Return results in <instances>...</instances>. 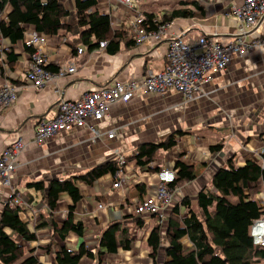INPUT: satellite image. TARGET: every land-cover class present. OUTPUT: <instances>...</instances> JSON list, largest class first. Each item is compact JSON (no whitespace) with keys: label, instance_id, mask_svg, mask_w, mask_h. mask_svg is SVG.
<instances>
[{"label":"crops","instance_id":"crops-1","mask_svg":"<svg viewBox=\"0 0 264 264\" xmlns=\"http://www.w3.org/2000/svg\"><path fill=\"white\" fill-rule=\"evenodd\" d=\"M64 1L68 8L73 7V0ZM142 1L141 11L136 9L143 15L154 14L160 18L158 10L174 7H185L193 12L192 16L177 17L167 24L168 34H178L183 39H195L206 34L223 42L235 39L237 34L238 25L230 9L240 0ZM179 1L184 4H179ZM191 1H196L203 9H195ZM97 8L110 15L115 31L123 33L119 51L109 53L100 47L95 50L79 47L81 52L78 49L73 51L69 39L58 35L48 36L46 65L51 70L73 65L75 71L41 89H34L26 83L30 58L23 44L10 45L8 40H0L3 48L11 47L18 54L13 67L0 74V85L10 81L19 87L15 103L0 114V151L18 136L27 144L19 155L12 178V187L24 203V219H29L31 225V222L39 219L40 214L51 213V217L46 219L49 222L54 219L60 224L71 203L68 195L62 194L61 206L59 201L50 212L41 200L42 193L28 187L29 182L43 180L46 186L51 178L82 174L98 164L116 161L117 155L131 158L140 143L158 142L171 131L183 130L185 134L177 139L172 149L158 150L157 159L151 163L154 166L151 172L137 167L134 170L132 162L122 167L119 176L124 175L128 180L122 188L112 186L113 176L109 173L91 185L79 182L83 198L77 204L75 217L83 222L84 235L78 237L71 233L65 241L55 239L50 251L44 249L49 242L47 235L28 243L27 248H33L45 264H55L52 254L53 246L57 244L77 250L82 241L89 247L88 238L93 241V236L95 244L90 249L95 251L97 239L108 223L134 212L135 204L153 191L156 180L154 168L167 166L172 169L179 154L194 170L192 179L177 187L174 202L184 197L193 201L201 189L211 188L213 173L221 166H226L231 158H234L236 165H242L248 159L262 160L264 46L248 50L241 56L233 55L227 67L203 85L205 94L193 100L184 102L182 95L174 90L163 94H147L139 87L128 102L111 105L102 120L97 122L96 128L101 132V137H96L86 127L72 128L59 132L41 144L35 143L32 138L35 123L41 117L53 116L60 98L77 99L85 90L105 86L114 80L140 83L146 69L159 71L165 65L169 36L156 43L139 44L134 41L131 28H128L129 16L120 1L98 0ZM263 31L264 19L260 28L249 34L247 40L257 39ZM130 40L133 44L126 45ZM185 123L187 128L184 127ZM111 130L115 134L108 138L106 134ZM217 143L222 145L221 148L211 152L209 146ZM141 182L145 185V192L138 190ZM3 192L6 197L9 189L4 188ZM99 196L103 197L105 203L96 201ZM260 197H264V193ZM57 215L61 218L58 219ZM150 221L151 217L144 218L143 227ZM134 231L138 232L139 227L135 226ZM134 237V245L130 250L119 249L116 253L104 255L103 259L108 257L107 261L111 264H150L145 241L139 237L137 239L136 235ZM165 246L163 240L159 262L164 259Z\"/></svg>","mask_w":264,"mask_h":264},{"label":"trees","instance_id":"trees-1","mask_svg":"<svg viewBox=\"0 0 264 264\" xmlns=\"http://www.w3.org/2000/svg\"><path fill=\"white\" fill-rule=\"evenodd\" d=\"M73 1V7L68 8L64 0H0V40H8L10 45L21 42L29 58L33 46L26 41V34L30 30L46 36L65 37L71 41L73 51L79 47L95 50L101 41H105L107 52H118L123 33L112 28L108 13L98 10V0ZM190 4L195 9H203L196 1ZM192 15L193 12L185 7L162 12L160 18L145 14L158 24H169L177 17ZM130 41L126 45H132ZM17 60L18 54L11 47L3 48L0 42V74L3 75L5 69H11ZM44 68L51 72L59 70H51L46 64ZM183 134L185 131L175 130L158 142L140 143L131 158L125 157L124 166L132 162L134 170L137 167L151 172L154 167L151 163L157 159L158 150L172 149ZM221 146L217 143L209 146V150L216 152ZM261 156L264 160V153ZM233 160L231 158L226 166L213 173L211 188L201 189L195 200L184 197L174 202L163 221L153 215L145 236L150 264H262L264 247L253 243L249 230L255 220L264 217V197H260L264 193L263 163L262 160L248 159L242 165H236ZM119 167L112 160L93 166L82 174L51 178L46 186L43 180L29 182L28 187L42 193L41 200L50 212L57 207L62 194L68 195L71 203L60 224L53 219L50 222L42 219L40 215L30 227L29 219L23 217V205L1 203L0 264H45L34 249H26L24 243L37 241L39 233L46 229L61 241H65L71 233L82 237L84 224L75 217L77 204L83 198L79 182L91 185L107 173L114 176ZM159 168H154V176ZM172 169L175 179L170 183L171 188H177L193 177V167L186 164L180 154ZM138 190L145 192L144 183L138 184ZM48 216L51 217V213ZM130 225L143 228L144 218L132 212L108 223L99 236L96 252L89 249L84 241L77 250H70L65 245L54 246L52 255L55 264H79L83 258L103 264L104 255L116 253L119 249L130 250L134 243ZM163 240L166 242L164 259L159 262ZM44 249L50 251L51 242Z\"/></svg>","mask_w":264,"mask_h":264},{"label":"built area","instance_id":"built-area-1","mask_svg":"<svg viewBox=\"0 0 264 264\" xmlns=\"http://www.w3.org/2000/svg\"><path fill=\"white\" fill-rule=\"evenodd\" d=\"M117 1H120L127 10L128 26L137 43L152 41L156 43L169 36L163 69L159 71L146 69L140 83L133 80H114L105 86L85 90L77 99L60 98L55 114L51 117H41L35 123L32 135L35 143L41 144L59 132L72 128L86 127L93 135L101 137V132L96 128L97 122L102 120L111 105L128 102L139 87L147 94H163L174 90L182 95L184 102L193 100L205 94L203 85L210 81L214 74L225 69L233 55L241 56L248 50L264 46V31L257 39L247 40L249 34L260 28V23L264 19V0H240L231 6L230 13L236 19L238 29L235 39L228 42L206 34L195 39H183L178 34H168L167 24H158L155 19L149 20L137 11L132 0ZM26 41L33 46L26 74V83L30 87L41 89L55 79L75 71L73 65L61 68L57 72L44 68L48 61L46 52L48 36L30 30L26 34ZM105 44V41H101L99 47L104 48ZM78 51L81 52V49ZM18 88L10 81L0 85V114L15 103ZM55 91L58 92V89ZM114 134L115 131L111 130L106 136L111 138ZM26 145L24 139L18 136L0 151V204H24L12 187V178L19 155ZM260 147L261 153H264V134ZM116 162L120 167L113 176L112 186L122 188L128 183L126 176H119L122 167H125V157L117 155ZM262 163L264 168V160ZM155 177L153 191L135 204L134 212L143 218H152L156 215L163 221L170 205L174 203L177 188H171L170 183L175 179V171L162 166L155 173ZM4 188L9 189L6 197ZM99 206L102 207L101 204ZM249 235L255 245L264 247V217L253 222Z\"/></svg>","mask_w":264,"mask_h":264},{"label":"rangeland","instance_id":"rangeland-1","mask_svg":"<svg viewBox=\"0 0 264 264\" xmlns=\"http://www.w3.org/2000/svg\"><path fill=\"white\" fill-rule=\"evenodd\" d=\"M151 1V0H150ZM156 1H158V0H156ZM159 1H161V2H167V1H171V0H159ZM173 1H175V0H173ZM132 4L139 10V11H141L140 9H142L143 8V6H142V4H143V1L142 0H132ZM68 6V5H67ZM163 10H165V9H160V10H158V12H159V14L161 15L162 14V12L161 11H163ZM165 11H167V10H165ZM165 11H163V12H165ZM185 126V128H187V125H186V123L184 124ZM171 132H173V131H171ZM164 138V137H163ZM165 167H167V166H165ZM158 168V167H157ZM111 183H112V181H111ZM81 189V188H80ZM81 191H82V189H81ZM82 193V192H81ZM100 197H102V196H99V197H96V201H98V202H104L105 203V201H103V197L102 198H100ZM191 199V198H190ZM61 201H60V206H61ZM64 213V212H63ZM40 214V213H39ZM40 215H42L43 217H42V219L43 218H47L46 216L47 215H44V214H40ZM129 215V214H128ZM41 217V216H40ZM58 219H60L61 218V216H59V215H57L56 216ZM50 217L48 216V219H49ZM54 220V219H53ZM36 221H38V219L36 220ZM150 225H151V223H149L148 224V226H146V227H143V228H141V227H139V231L138 232H136L135 233V231H134V228H133V226H131L130 225V230H131V232H132V236H133V238H134V240H135V237H134V235H136V237H137V239H138V237L140 238V240L142 239V241H145V236H146V233L148 232V229H149V227H150ZM30 227H32L33 225L31 224V225H29ZM93 227L94 226H92L91 228L93 229ZM137 227V226H136ZM47 235V237H48V241L49 242H51V243H54V241H55V239H57V240H59V241H61L59 238H58V236L56 235V234H51V231L49 230V229H46L45 231H41L40 233H39V238H41V237H43V236H46ZM56 237V238H55ZM88 245H89V249H90V246H92V245H94L95 244V238L92 236V240L93 241H91V238H88ZM49 242H47V244L49 243ZM91 243H93V244H91ZM96 243H98V239H97V242ZM46 244V245H47ZM24 245H25V247H26V249H27V246L29 245L28 243H24ZM133 245H134V243H133ZM55 246V245H54ZM54 246H53V248H54ZM57 246H58V244H57ZM45 247V246H44ZM96 248H97V246H96ZM161 249H162V247H161ZM161 249L159 250V253L161 252ZM97 251V249L94 251V252H96ZM106 256V255H105ZM149 258V257H148ZM163 258H164V253H163ZM147 259V257H145V260ZM107 260H109L108 259V257H106V258H104L103 259V261H104V264H111V262H108ZM95 264V262L93 261V260H91V259H89V258H84L82 261H81V264ZM262 264H264V261H262Z\"/></svg>","mask_w":264,"mask_h":264}]
</instances>
